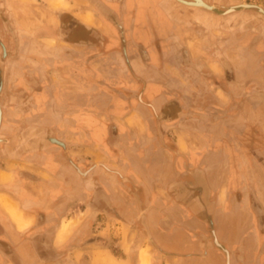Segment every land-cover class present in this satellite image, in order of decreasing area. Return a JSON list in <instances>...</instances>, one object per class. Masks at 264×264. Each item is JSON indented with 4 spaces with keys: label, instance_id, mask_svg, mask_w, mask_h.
<instances>
[{
    "label": "crops",
    "instance_id": "crops-1",
    "mask_svg": "<svg viewBox=\"0 0 264 264\" xmlns=\"http://www.w3.org/2000/svg\"><path fill=\"white\" fill-rule=\"evenodd\" d=\"M68 1L76 27L92 29L99 41H78L70 31H62V38L41 35L45 24H58V15L44 8L43 15L35 16L33 30L40 36L29 48L34 68L27 76L13 72L25 85L34 76L33 119L22 129L58 130L63 139L61 129L79 130L81 150L91 147L90 132L96 129L91 148L101 152L103 165L107 146L119 150L106 164L119 176L97 169L92 174L99 178L82 179L57 156L27 155L18 161V168L38 177L19 179L15 186L0 183V240L14 252L18 264H53L39 258L42 252L66 264H142L135 231L134 242L123 232L127 226L138 227L140 219L128 194L130 186L121 177L135 185L145 225L156 240L180 253L178 264H224L221 249L206 237V210L230 264H254L255 257L257 264H264V101L260 100L264 42L251 48L245 37L235 47L228 41L234 36L223 33L224 43L204 48L196 28L184 20L196 19L197 9L189 11L173 0H101L121 20V32L105 10L100 16L84 0H75L82 3L79 9ZM13 17L21 24L19 32L27 35L31 25L26 27V16ZM73 69L84 72V77L78 78ZM132 75L145 84L144 106L135 103L137 93L129 87L125 95L111 92H118L122 82L133 81ZM120 99L132 105L122 111L126 104ZM148 105L157 113L163 107L160 125L162 131L168 129L163 139L190 158L189 175L181 168L184 161L155 138L157 121ZM170 119L175 121L162 122ZM1 165V171L10 175ZM95 190L99 198L102 194L101 206L107 213L90 200ZM187 203L195 215L182 206ZM174 209L180 210L177 217L170 213ZM89 212L90 219L76 216ZM172 216L178 220L177 228H172ZM92 223L93 232H98L89 240L83 229ZM161 225L166 232L158 230ZM170 241L176 244L169 245ZM0 264H11L3 250Z\"/></svg>",
    "mask_w": 264,
    "mask_h": 264
},
{
    "label": "water",
    "instance_id": "water-1",
    "mask_svg": "<svg viewBox=\"0 0 264 264\" xmlns=\"http://www.w3.org/2000/svg\"><path fill=\"white\" fill-rule=\"evenodd\" d=\"M76 5H81L82 3L73 0ZM87 1L88 4L93 8L97 14L101 16V10H105V12L108 14V19L112 21L113 25L119 30L120 32L123 30L122 22L113 16V10L110 9L107 5L102 4L101 0H84ZM176 3L182 4L188 7H203L207 9L208 11H211L213 13H216V9L213 7L206 6H192L186 4L187 1L192 0H175ZM82 6V5H81ZM89 6V7H90ZM242 9L246 10H255L258 12L262 17H264V9H261L259 6L256 5H246ZM236 9H233L231 11H235ZM60 15V14H59ZM56 16L58 19V24L49 26L46 25L42 26V33L41 35L45 36H57L60 38L61 35H63L62 29H65V31H70L68 33L70 37L75 38L76 40H81L84 42H92V41H99V39L95 38V34L92 33L93 30L90 28H83L81 27V24H78V27H76L75 18L72 14L69 12H63L61 16ZM67 17V18H65ZM1 18V17H0ZM44 25V24H43ZM80 27V28H79ZM79 28V29H77ZM38 28V32H40ZM182 54L185 55V51L181 50ZM186 54L185 56H187ZM100 56V55H99ZM181 56V55H179ZM3 61L0 59V168L2 167V163L5 165L6 169L9 170V173L2 172L0 169V183H3L5 185H18L19 179H31L34 177H38L34 172H22L20 168L21 164L18 163L19 160L26 157L27 155H41L42 156H57L59 159H62L73 171L76 175H78L82 179H95L99 178L95 175H93V171L97 169H102L106 171L107 174H112L115 176H119L118 173L115 170H110L106 167V164H109V160L113 161L116 159V155L120 154L119 150L116 148H110L107 146L104 157L107 159L105 162L106 164H102V162L99 160L101 152H94V150L91 148L94 142V138H97V130H92L90 134L93 136V141H90L91 147H86V150H81V145H79L80 140L76 139V136H80L79 130H72V129H66L62 130L65 134L64 139L58 137L56 130H51L49 128L43 129H31L29 131H24L22 129L25 122L28 120L33 119L32 111L34 110V105H36V99L35 98V90L30 92L28 90L27 85H25L23 78L15 76L13 77L14 72V66L9 69V65H6V68L4 70V66L6 64V55L3 54L2 57ZM189 66V65H188ZM187 66V67H188ZM182 69L183 72V66H179ZM46 68L50 69V67L46 66ZM191 68V67H190ZM9 69V71H8ZM19 70V69H18ZM47 70V69H46ZM74 72L78 75H76L78 78L84 77L81 70L73 69ZM22 72L21 70H19ZM11 75L9 78L8 76ZM27 76V75H26ZM28 78V77H27ZM11 79V80H10ZM28 80L34 82V77H29ZM132 80L130 82H122L121 89L116 92L114 89L111 90L113 94L118 95V93H122L125 95V91L129 88H131L133 91H136L137 97L134 98V101L138 105L146 104L142 100V94L145 90V84L140 82L139 78L132 75ZM28 81V82H29ZM127 86V87H126ZM4 88V91L2 88ZM108 87V86H107ZM129 87V88H128ZM101 94V92L99 93ZM109 94V93H108ZM251 94V92H250ZM107 95V93H105ZM238 99H241V97ZM260 100L264 101V95H260ZM120 101L123 102V104H126L124 108H122V111H126L129 106H131L130 100H123L120 99ZM40 103V102H39ZM115 107H121V105H116ZM151 110V115L155 121H157L156 124V135L155 138L158 140L160 145L170 154L174 155L176 158H180L184 161V164L181 165V168L186 172L187 175H189V168L192 164V161L188 157H183L180 153H177L176 149H173V147L164 141L163 136H167V130L161 129L160 125V117L163 113V107L160 111V113H157L155 109L150 107L149 105L146 106ZM26 110V111H25ZM175 119L170 120H163V123H172ZM20 121V122H19ZM115 134L118 133V130L114 129ZM29 133V134H27ZM163 133V136H162ZM153 134V133H152ZM51 147H56L58 149L57 152H53L50 150ZM96 150V149H95ZM180 154V155H179ZM85 157V159L83 158ZM95 157V158H94ZM54 158V157H53ZM94 158V159H93ZM5 159V161L3 160ZM110 165V164H109ZM177 168V164H174ZM120 178V181H122L125 184H128L130 186V191H128L130 196L133 198L134 202H136V209L137 212L140 214L142 218V224L145 225L144 222V216L142 214L143 208H139V204L137 203L140 201V194L136 192L135 185L131 183L130 180L124 181ZM100 188V187H99ZM101 190V188H100ZM133 192V194L131 193ZM92 198L90 199L96 206L101 207V198H99L98 191H93ZM187 199V198H186ZM138 200V201H137ZM190 201V200H189ZM188 204V203H187ZM192 204V202H191ZM191 204H188L187 206L182 205L183 207L189 209ZM94 206V205H93ZM192 209V208H191ZM189 213H194L193 209L192 211L189 209ZM206 213V219L210 220V214L208 211H205ZM135 231V236L139 240L141 237H143L146 231L143 227H131L127 226L125 229L123 228V232L126 235V238L131 239L132 242L134 239V235L132 236V233ZM131 242V243H132ZM47 244L49 245V241H47ZM45 249H48V245L46 243H43ZM0 250H3L6 253V256L10 259L12 258V254L14 255V252L3 242L0 240ZM222 253L226 256V252L221 250ZM45 253V252H44ZM47 255V254H46ZM48 256V255H47ZM48 259V258H47ZM54 262V260H51ZM11 262V261H10ZM12 263V262H11Z\"/></svg>",
    "mask_w": 264,
    "mask_h": 264
},
{
    "label": "flooded vegetation",
    "instance_id": "flooded-vegetation-1",
    "mask_svg": "<svg viewBox=\"0 0 264 264\" xmlns=\"http://www.w3.org/2000/svg\"><path fill=\"white\" fill-rule=\"evenodd\" d=\"M49 1L39 0L38 2L37 0H0V50L2 52L1 57H3V54L6 55V64L4 67H6L7 64L9 65H7L9 69L11 68V66H14V70L17 71L16 75H24V73L28 71L26 65H24L25 62L34 65V60H32L27 53H24L23 45L19 41L21 33L16 28L21 24L16 22L17 20L16 18L14 19L13 16H16L17 13H20L25 15L26 18H35L36 15L39 16L44 14V8H46L47 10L49 8L52 12L56 13L57 15L60 14L59 16H61L63 12H68L70 11L69 9H71V5L68 0H52V2ZM203 2L206 5L216 9V13L208 11L203 7L195 8L178 3L177 4L180 7H183L189 11L197 9L198 17L196 19H192L189 18V16H185L184 20L187 21V23H190L193 28H196L195 34L197 36V41H199L198 43H200L204 48H208L214 44L220 46L221 43H224L226 37H224L223 35L221 36V34L223 33H227L229 34V36H234L233 39L228 37V41H233L235 47H238L240 42H242V38L245 37H247V44L250 45L251 48H254L259 43L264 42V17H262V15H260L255 10L242 9L246 5H249L246 3L245 0H203ZM86 4L90 5L88 3ZM75 6L78 9L81 8V6L79 5L77 6L75 4ZM230 8H234L236 10L229 11L228 9ZM29 21L30 20H27V22H25L26 27L33 23ZM62 31H65V29H62ZM215 32L217 38L215 36ZM22 35L24 34L22 33ZM63 35L65 36V33ZM228 41H226V43H228ZM11 48H14V50H11ZM18 68L22 72H20ZM8 77L10 78L11 75H9ZM29 82H26L27 87H29V89L34 88V82ZM1 88L4 91V88ZM98 190L100 191V188ZM102 201L103 198L101 194V205ZM102 212L107 213V210L105 208H102L101 206V213ZM142 214L144 216V210L142 211ZM138 216L140 219L139 226L143 227L146 231L144 233L146 235H144L142 239H139V242L136 241L135 243V249L139 256L138 261L140 260V263L142 264H178V258L180 253L173 252L174 250L171 249L163 248L162 244H160V242H158L154 237L152 231L146 225L143 226L142 218L139 213ZM172 217L175 219L170 221L172 228H177V226H179L178 220L176 218L177 216ZM206 220V237H208L209 243L214 248L223 250L216 242L215 234L213 232L214 228L211 224V221L209 219ZM158 230L161 233H164L167 229L163 227V225H161ZM174 244H176L175 241H172V243L170 241L169 243V245ZM46 254L42 252V256H40L39 258L43 261H46V263H51V260L53 258L49 256L48 252ZM11 257L12 259H15L13 260L14 263L12 264H18V260L15 255L12 254ZM168 259H171L172 262H169ZM223 259L224 264H230L229 254L228 257L223 254ZM257 262L258 258L255 257L254 264H257Z\"/></svg>",
    "mask_w": 264,
    "mask_h": 264
},
{
    "label": "rangeland",
    "instance_id": "rangeland-1",
    "mask_svg": "<svg viewBox=\"0 0 264 264\" xmlns=\"http://www.w3.org/2000/svg\"><path fill=\"white\" fill-rule=\"evenodd\" d=\"M38 2H39V0H37ZM246 1V3L247 4H249V5H256V6H259L261 9H264V0H245ZM90 9H93L91 6H90ZM27 20H30L31 21V23L32 22H34V20H35V18H31V17H27ZM36 25H39V23H37L36 22ZM34 26V25H33ZM32 26V24H31V27H30V30H28L27 31V35H22V33H21V35H20V37H19V41H20V43L23 45V48H24V51L31 57V59L33 60V56L31 55V54H29V52H31V51H29L30 49H32L33 48V46H34V44H33V39L35 38V36L36 37H39L40 35L39 34H37V31H36V34H35V32H34V27ZM37 27V26H36ZM17 28V27H16ZM17 30H18V28H17ZM19 31V30H18ZM32 31L34 32V33H32ZM24 36V37H23ZM62 37H64L63 35H61L60 36V38H62ZM26 43V44H25ZM14 44V43H13ZM30 48V49H29ZM11 50H14V48L12 49L11 48ZM2 52H1V50H0V59L3 61V59H2V54H1ZM31 65V64H30ZM5 68L6 67H4V70H5ZM34 67H33V65H31V68H29V67H27V70H30V72L32 73V69H33ZM30 73V74H31ZM26 75H29L28 73H26ZM30 77H34L33 76V74H31L30 75ZM31 81V80H30ZM30 83V82H29ZM28 90L30 91V92H32V91H34L35 89H33V88H30L29 89V87H28ZM220 117V116H219ZM27 134H29V133H27ZM180 212V210H171L170 211V213H171V215H175V216H177V214ZM87 213H88V211H87ZM191 214H193V215H195L194 213H191ZM76 216H78V218L79 219H84L85 217L86 218H89L90 216H91V213L89 212V214H83V215H76ZM75 216V217H76ZM197 216V215H196ZM206 216V215H205ZM78 219V220H79ZM90 219V218H89ZM90 221H93V220H90ZM93 223H95V221L93 222ZM89 224V226L87 225V227L85 228V229H83V232L86 234V235H88L87 237H91L89 240H91L93 237H95V236H92V234L93 233H95V234H97L96 232H98V231H94L93 232V230H94V224ZM68 228H69V226H67ZM67 228V229H68ZM73 227H71V229H72ZM75 229V228H74ZM70 232V231H69ZM86 237V238H87ZM137 242H139L138 240H137ZM81 245V244H80ZM75 248H77V249H80L81 248V246H79V247H75ZM7 260H9V261H11L12 263H14V261L13 260H15V259H10V257L8 258L7 257ZM52 260H54V263L53 264H66V262L65 261H62V260H60L59 259V261L58 262H56V260H58V259H56V258H53ZM10 262V263H11ZM11 263V264H12Z\"/></svg>",
    "mask_w": 264,
    "mask_h": 264
},
{
    "label": "bare ground",
    "instance_id": "bare-ground-1",
    "mask_svg": "<svg viewBox=\"0 0 264 264\" xmlns=\"http://www.w3.org/2000/svg\"><path fill=\"white\" fill-rule=\"evenodd\" d=\"M186 4L192 5V6H206V4L203 2V0H192V1H187ZM208 6V5H207ZM210 7V6H208ZM234 8L228 9L229 11L233 10Z\"/></svg>",
    "mask_w": 264,
    "mask_h": 264
}]
</instances>
